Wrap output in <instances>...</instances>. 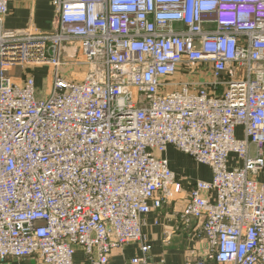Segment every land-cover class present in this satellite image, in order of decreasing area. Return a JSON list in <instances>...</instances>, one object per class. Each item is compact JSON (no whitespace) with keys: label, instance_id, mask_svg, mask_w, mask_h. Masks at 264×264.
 Returning a JSON list of instances; mask_svg holds the SVG:
<instances>
[{"label":"built area","instance_id":"obj_1","mask_svg":"<svg viewBox=\"0 0 264 264\" xmlns=\"http://www.w3.org/2000/svg\"><path fill=\"white\" fill-rule=\"evenodd\" d=\"M13 1L33 0H0V263L147 264L143 217L183 201L218 264H264V0H50L47 32L5 29Z\"/></svg>","mask_w":264,"mask_h":264},{"label":"crops","instance_id":"obj_2","mask_svg":"<svg viewBox=\"0 0 264 264\" xmlns=\"http://www.w3.org/2000/svg\"><path fill=\"white\" fill-rule=\"evenodd\" d=\"M53 20L54 12L50 5V0L13 1L8 3V15L4 19L3 26L9 30L30 28L34 32H47L51 30ZM39 70L47 71L44 81L37 77ZM16 71L13 70L11 74L16 77L17 82H20L21 77L18 78L15 75ZM32 75L37 89L49 86L51 83L49 67H35L32 70ZM165 156L169 162L170 169L177 176L184 179H191L187 168L184 167L185 164L195 165L199 168V173H203V171L208 169L205 166L198 165L191 158L177 152L173 148H168ZM210 177L209 175L206 180L198 176L194 178L208 181ZM183 205V201L163 205L160 209L153 210L143 217L142 232L147 236L151 246V250L147 254V264H218L208 254L205 240L197 236L195 224H191L188 227L180 225L178 215ZM140 256L141 253L137 246L130 244L122 249L113 250L108 264H132L131 259ZM81 260V252L77 250L74 261L78 263ZM0 264H37V262L35 259H8Z\"/></svg>","mask_w":264,"mask_h":264},{"label":"rangeland","instance_id":"obj_3","mask_svg":"<svg viewBox=\"0 0 264 264\" xmlns=\"http://www.w3.org/2000/svg\"><path fill=\"white\" fill-rule=\"evenodd\" d=\"M15 75L16 76H20V71H19V69H17V71L15 72ZM47 76V71L46 70H39L38 72H37V77H39L40 79H41V81H44L43 79H45V77ZM77 78L79 79L80 78V76L78 75L77 76ZM219 92H220V90H219ZM198 166V165H197ZM184 167H186L187 168V170H188V173H189V175L191 176V179L189 178V179H186L187 181H194V177H201V179H202V177L206 180V179H208V177H209V170L207 169V170H205V171H203V173H199V168H197L195 165H193V164H191V165H189V163L188 164H185V166ZM195 181H196V179H195Z\"/></svg>","mask_w":264,"mask_h":264}]
</instances>
